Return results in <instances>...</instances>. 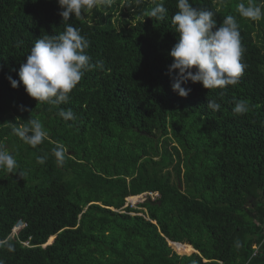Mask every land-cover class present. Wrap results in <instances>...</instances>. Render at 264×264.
Returning a JSON list of instances; mask_svg holds the SVG:
<instances>
[{
    "label": "trees",
    "instance_id": "1",
    "mask_svg": "<svg viewBox=\"0 0 264 264\" xmlns=\"http://www.w3.org/2000/svg\"><path fill=\"white\" fill-rule=\"evenodd\" d=\"M160 2L113 0L67 21L93 67L55 104L7 77L19 80L36 39L64 31L57 0H0V148L18 165L0 169V264H264V244L253 256L264 240V17L237 7L264 12V0H190L217 27L236 19L246 68L223 89L189 81L186 98L168 72L177 0H163L164 21L144 15ZM241 100L248 111L234 114ZM30 120L45 131L35 147L13 131Z\"/></svg>",
    "mask_w": 264,
    "mask_h": 264
},
{
    "label": "clouds",
    "instance_id": "2",
    "mask_svg": "<svg viewBox=\"0 0 264 264\" xmlns=\"http://www.w3.org/2000/svg\"><path fill=\"white\" fill-rule=\"evenodd\" d=\"M57 3L61 9L59 15L62 23L65 24L64 31L59 35H45L36 39L26 62L20 65L19 80L11 76H8L7 80L13 89L22 83L26 93L38 102L61 104L68 102L69 94L81 81L84 72L93 67L90 63L91 57L86 53L89 41L78 28L67 21L73 16L81 17L82 10L90 11L100 6L111 7L113 0H57ZM237 7L239 14L244 18L259 20L264 17L261 7L251 4L245 6L243 2ZM177 9L171 23L175 26L178 40L169 52L173 63L168 69L173 80V92L186 98L191 89L182 85L189 81L202 84L205 89H223L229 85H237L246 65L241 62L244 49L236 19L229 15L217 27L214 13L194 7L190 0H177ZM167 13L168 9L161 0L144 15L164 21ZM207 107L217 112L221 105L215 100H208ZM247 111L246 101L235 102L234 114L243 115ZM59 116L64 120L75 119L71 109H61ZM13 131L33 147L41 144L45 138L43 126L37 120L28 121L27 126L23 128L14 125ZM53 152L58 161L63 160V146ZM44 162V157L38 158V163ZM17 168L14 155L0 148V169L13 174ZM8 248L14 250L11 244Z\"/></svg>",
    "mask_w": 264,
    "mask_h": 264
},
{
    "label": "rangeland",
    "instance_id": "3",
    "mask_svg": "<svg viewBox=\"0 0 264 264\" xmlns=\"http://www.w3.org/2000/svg\"><path fill=\"white\" fill-rule=\"evenodd\" d=\"M219 1H220L219 4H221V5L224 4V3H223L224 0H219ZM137 197H138V196H137ZM137 197H133L130 201H131L132 203H134V204H137V203H139V202L144 201L146 196H145V195H141L139 198H137ZM22 227H24V224L22 225ZM22 227H21V228H22ZM17 231H18V230H17ZM17 231H15V232L17 233ZM15 232H14V233H15ZM52 240H53V238H51V240L48 242V244H50V243L52 242ZM172 248H173V247H172ZM173 250H174L175 252H177L174 248H173ZM177 253H178V252H177ZM195 253H196V252H194L193 254H195ZM178 254H179V255H188V254H180V253H178ZM193 254H189V255L191 256V255H193ZM189 255H188V256H189Z\"/></svg>",
    "mask_w": 264,
    "mask_h": 264
},
{
    "label": "built area",
    "instance_id": "4",
    "mask_svg": "<svg viewBox=\"0 0 264 264\" xmlns=\"http://www.w3.org/2000/svg\"><path fill=\"white\" fill-rule=\"evenodd\" d=\"M156 196H157V194H156ZM131 199H132V198H129V200H128V205L131 206V207L136 208L137 205H138V203H137V204L132 203V202L130 201ZM128 205H127V206H128ZM22 225H23V224H22ZM22 225H21V226H22ZM263 244H264V240L262 241V243H261L260 245H256V246L254 247V248H255V252L253 253V256L257 255V253H258L260 247H261Z\"/></svg>",
    "mask_w": 264,
    "mask_h": 264
},
{
    "label": "water",
    "instance_id": "5",
    "mask_svg": "<svg viewBox=\"0 0 264 264\" xmlns=\"http://www.w3.org/2000/svg\"><path fill=\"white\" fill-rule=\"evenodd\" d=\"M22 224H23V223L20 221V222L17 224L16 229H17V228H20ZM53 241H54V239H53ZM53 241H52L51 243H53ZM51 243H50V244H51ZM179 244H181V243H179Z\"/></svg>",
    "mask_w": 264,
    "mask_h": 264
},
{
    "label": "bare ground",
    "instance_id": "6",
    "mask_svg": "<svg viewBox=\"0 0 264 264\" xmlns=\"http://www.w3.org/2000/svg\"><path fill=\"white\" fill-rule=\"evenodd\" d=\"M140 196H138L137 198H139ZM19 228L16 229V231L18 230ZM15 237V236H14ZM54 239V238H53ZM53 241V240H52Z\"/></svg>",
    "mask_w": 264,
    "mask_h": 264
}]
</instances>
